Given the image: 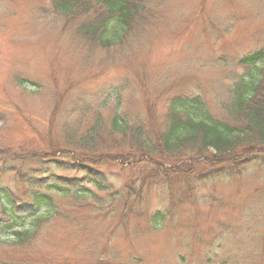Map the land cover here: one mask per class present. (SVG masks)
I'll return each instance as SVG.
<instances>
[{
	"label": "rangeland",
	"instance_id": "obj_1",
	"mask_svg": "<svg viewBox=\"0 0 264 264\" xmlns=\"http://www.w3.org/2000/svg\"><path fill=\"white\" fill-rule=\"evenodd\" d=\"M142 2L144 15L104 47L80 36L51 0H0V167L6 154L61 156L69 149L64 127L84 114L85 130L98 109L108 122L118 90L122 113L152 128L180 95H199L213 118L230 121L242 76L255 71L264 83V62L259 70L241 62L264 51V0ZM128 165H96L113 189L53 193L36 217L20 212L22 223L3 221L0 202V226L9 225L0 232L8 239L0 241V264H264V164L212 183L197 177L183 203L182 181L163 182L150 162ZM195 169L201 175L208 163ZM128 182L141 186L139 196ZM4 184L26 189L0 171ZM156 212L162 218L153 220ZM22 227L31 234L15 239Z\"/></svg>",
	"mask_w": 264,
	"mask_h": 264
},
{
	"label": "trees",
	"instance_id": "obj_2",
	"mask_svg": "<svg viewBox=\"0 0 264 264\" xmlns=\"http://www.w3.org/2000/svg\"><path fill=\"white\" fill-rule=\"evenodd\" d=\"M51 3L67 22H76L72 24L80 36L104 47L121 41L145 9L142 0H51ZM241 62L259 70L264 51L248 53ZM25 80L17 79L20 85L29 82ZM121 93L118 90L119 97L115 99L118 103L110 111L108 122L105 113L98 109L85 130L78 129L84 114L78 126L64 127L63 138L69 149L61 150L64 153L61 156L44 150L28 155L6 154L0 171L14 174L16 183L26 189L21 192L19 186L0 185L3 221L15 225L20 212H27V219L36 217L41 209L52 204L53 193L85 194L88 185L101 192L113 189V181L96 166L99 164L135 166L142 161L150 162L159 167L155 177L163 182L168 183L174 177L182 181L178 188L181 203L188 200L189 192L196 190L193 181L197 177L196 183H202L201 180L212 183L220 177L246 174L252 164H264V83L262 75L255 71L242 76L235 86L227 109L230 121L213 118L199 95H180L171 100L158 127L146 128L139 119L122 113ZM110 98L109 94L99 106H108ZM202 162L208 163V169L197 175L195 167ZM140 187L136 182L125 185L131 197L139 196ZM160 215L161 212H156L153 220L162 218ZM6 226L9 225L2 224L0 232ZM13 232L19 240L31 234L24 227ZM5 240L8 239L0 237V241Z\"/></svg>",
	"mask_w": 264,
	"mask_h": 264
}]
</instances>
